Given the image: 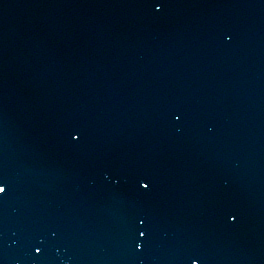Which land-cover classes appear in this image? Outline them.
I'll list each match as a JSON object with an SVG mask.
<instances>
[{
    "label": "water",
    "instance_id": "water-1",
    "mask_svg": "<svg viewBox=\"0 0 264 264\" xmlns=\"http://www.w3.org/2000/svg\"><path fill=\"white\" fill-rule=\"evenodd\" d=\"M0 180V264H264V0H0Z\"/></svg>",
    "mask_w": 264,
    "mask_h": 264
},
{
    "label": "snow or ice",
    "instance_id": "snow-or-ice-1",
    "mask_svg": "<svg viewBox=\"0 0 264 264\" xmlns=\"http://www.w3.org/2000/svg\"><path fill=\"white\" fill-rule=\"evenodd\" d=\"M176 119H177V120H180L181 117H180L179 115H177V116H176ZM79 138H80V137H76V139H79ZM140 185H141L142 189L145 190V191H147V190L150 189V187H151L150 182L147 181V180H142V181H140ZM7 190H8V186H7V184H6L5 182H3L2 180H0V195H4V194H6ZM235 219H236V217L233 216V220H235ZM139 223H140L141 225H144V224L146 223V221H144L143 219H141V220L139 221ZM138 235H139L140 237H145V236L147 235V233H146V231H144L143 229H141V230L139 231ZM138 247L142 249L143 245H142V244H139ZM36 251H37V252H41L42 249H40L39 247H37ZM193 264H199V261H198V260H194V261H193Z\"/></svg>",
    "mask_w": 264,
    "mask_h": 264
}]
</instances>
